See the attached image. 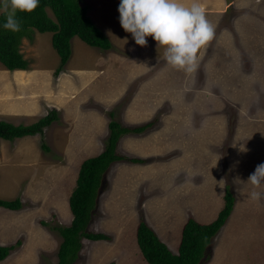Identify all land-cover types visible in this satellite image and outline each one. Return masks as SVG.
I'll list each match as a JSON object with an SVG mask.
<instances>
[{
    "label": "rangeland",
    "instance_id": "obj_1",
    "mask_svg": "<svg viewBox=\"0 0 264 264\" xmlns=\"http://www.w3.org/2000/svg\"><path fill=\"white\" fill-rule=\"evenodd\" d=\"M199 2L215 37L192 73L170 67L151 37L145 46L136 45L120 26L119 0H82L110 50L74 37L57 76L31 81L34 73L26 71L28 82L21 88L0 64V108L4 97H35L41 106L46 103L37 97L75 98L43 134L1 141L0 199L22 206L0 208V247L15 246L0 264L58 263L62 238L54 228L70 226L69 197L79 168L104 152L110 122L128 128L150 124L143 133L122 136L116 148L118 155L145 162L110 165L86 230L110 240L82 239L74 264H147L136 240L140 222L177 254L186 221H214L226 192L234 207L204 264H264V187L240 182L264 162V0ZM51 35L34 31L31 41L23 39L20 50L30 71L55 73L59 67ZM75 69L99 72L91 86L99 97L72 87L81 83V77L67 81ZM50 111L11 119L0 110V121L30 125ZM252 191L261 193L258 201L251 199Z\"/></svg>",
    "mask_w": 264,
    "mask_h": 264
},
{
    "label": "trees",
    "instance_id": "obj_2",
    "mask_svg": "<svg viewBox=\"0 0 264 264\" xmlns=\"http://www.w3.org/2000/svg\"><path fill=\"white\" fill-rule=\"evenodd\" d=\"M51 10V18L47 10ZM21 23V31L12 33L0 27V64L7 71L29 68V62L21 53L23 39L32 40L34 31L51 33V45L59 56L60 65L55 71L57 76L67 64L71 56V40L78 37L86 45L108 51L111 42L105 33L96 27L88 16L87 8L82 6V0H40L38 7L31 13H17ZM4 17L0 15V25ZM58 120L55 110L30 125H13L0 121V142L43 134V130ZM150 124L139 127H122L116 122L109 123V137L103 153L84 160L79 168L75 189L69 197V209L72 221L69 227H55L61 236L62 243L58 251L57 264H74L81 250V241H109L107 235L89 233L87 227L96 208L98 191L103 183V176L114 162L128 160L132 164H143L138 158L127 159L116 153L117 143L127 134L143 133ZM44 151L48 150L42 145ZM224 207L214 221L201 224L194 219H188L181 232L177 254L170 252L168 247L158 238L155 232L144 222L136 228V240L143 260L147 264H204L209 260V247L212 239L227 222L234 207V197L226 192ZM21 202L4 201L0 199V208L10 211L21 209ZM20 245V241L17 242ZM15 246L0 247V262L5 260Z\"/></svg>",
    "mask_w": 264,
    "mask_h": 264
},
{
    "label": "clouds",
    "instance_id": "obj_3",
    "mask_svg": "<svg viewBox=\"0 0 264 264\" xmlns=\"http://www.w3.org/2000/svg\"><path fill=\"white\" fill-rule=\"evenodd\" d=\"M39 3L40 0H0V15L4 17L0 27L20 32L17 13H31ZM117 11L121 28L131 34L136 45L145 46L151 37L164 50L166 63L178 71L194 72L201 50L215 37V26L199 0H119ZM240 182L254 189L264 187V162ZM260 196L259 191L251 192L252 200L258 201Z\"/></svg>",
    "mask_w": 264,
    "mask_h": 264
},
{
    "label": "crops",
    "instance_id": "obj_4",
    "mask_svg": "<svg viewBox=\"0 0 264 264\" xmlns=\"http://www.w3.org/2000/svg\"><path fill=\"white\" fill-rule=\"evenodd\" d=\"M26 71L32 72V74L34 73V75H32V77H31L32 78L31 81L32 80L38 81V79H41V77H44V76L46 79L49 80V78L52 79V75L54 74V72H51V71H45L44 72V71H41L38 69H34L33 71H30L29 68L25 71L16 70L13 72L3 69L4 73L5 72L6 73L11 72L13 74V77L11 78V80H13L15 82V84H18L20 86V88H21V85H26V83L28 82L26 80L27 79L26 76H28L27 74H25V73H27ZM74 72H75V75L72 78L73 80L67 79V81H69V83H71V82L75 81L76 79H78L79 77H81V83H78L77 85L72 84V87L74 89L76 87H78L79 90H83L84 95L89 96V97H99L101 95L100 93L93 91L91 88V86H92L94 80H96L99 72H95L92 70L87 71V70H76V69L74 70ZM82 72H84L86 74H84ZM63 73L64 72H62V74ZM12 74H11V76H12ZM18 74H21V76L15 77V75H18ZM65 76H66V74H65ZM62 78L63 77L58 79V82L60 80H62ZM5 81L6 80L4 79V82ZM54 88H55L56 92L59 91V84L57 83ZM102 97H105V96H102ZM11 98H12V101H11L10 97H4L3 105L0 108L1 111L6 113L8 116H11V119L17 115L20 116L21 114L24 115L23 117H25V116L28 117V115H32V114H33L32 116H34L36 114L38 115V113L42 114L44 110L45 111L47 110V108H48V110L51 109V110H55V111L59 112V113H57V115H59L60 118H62L63 109L66 106V104L69 102V105H71V103L73 102L71 100L75 99L73 97H69L67 99L62 98V97H37V99H39V101H41V99H42L46 103L45 104L46 106H44L43 102H42V106H41L40 103L37 102V100H34L35 97H11ZM87 100H89V98H87ZM85 102H86V99H83L82 105ZM74 103L80 104V101L74 102ZM55 123H56V121L53 122L52 124H55ZM1 150H2V142H0V151Z\"/></svg>",
    "mask_w": 264,
    "mask_h": 264
}]
</instances>
